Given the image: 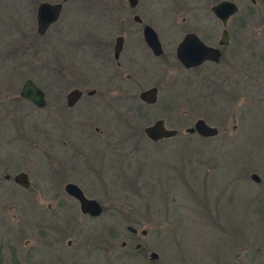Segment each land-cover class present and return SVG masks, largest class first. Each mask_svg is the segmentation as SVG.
<instances>
[{
    "label": "rangeland",
    "instance_id": "obj_1",
    "mask_svg": "<svg viewBox=\"0 0 264 264\" xmlns=\"http://www.w3.org/2000/svg\"><path fill=\"white\" fill-rule=\"evenodd\" d=\"M24 1L0 0V21L8 25L0 33V56L7 57L9 52L14 55L12 48L20 40L10 37L18 26L29 21L24 11L12 7ZM256 1L250 6L245 0L240 7L245 8L250 23L247 37L259 38L261 49L253 58L264 77V0ZM65 5L59 21L32 44L30 51L37 58V71L24 66V71H15L9 77V71L16 67L7 59L6 65L0 63V90L6 85L18 86L29 77L47 87L49 98L51 52L57 53L59 64L68 63L71 70L77 71L81 81L100 78L98 61L76 55L74 48L88 26L97 29L104 22L79 11L74 13L68 10L69 3ZM230 81L211 84L206 90L205 85L171 82L175 89L172 104L179 105L170 112L150 109L149 113L164 115L167 126L177 129L178 134L156 144L142 133V127L154 119L152 115L145 118L139 113L142 110L128 100L116 105L99 102L92 108L93 116L82 121L92 117L101 120L104 137L95 148L108 155L105 151L94 152L87 159L94 170L100 167L107 171L102 181L97 182V176L92 179L97 184L94 188L88 187L92 197L100 201L102 213L94 218H32L35 210L26 194L1 190L4 264H264V88L251 89L243 81V87L229 88ZM170 92L162 91L157 103L167 101ZM198 93L206 97L197 99ZM177 112L181 120L174 124L170 120ZM200 114L217 128L216 136L201 138L184 131ZM51 119L60 124L61 135L71 136L76 130L74 123L59 117ZM26 130L23 124L0 123V161L11 168L23 163L24 153L12 137ZM252 172L261 183L255 184L249 178ZM126 225L137 232L131 234ZM140 230L145 234L141 235ZM67 240L70 247L66 246ZM136 243L143 250L135 249ZM151 251L157 254L154 260L148 259Z\"/></svg>",
    "mask_w": 264,
    "mask_h": 264
},
{
    "label": "flooded vegetation",
    "instance_id": "obj_2",
    "mask_svg": "<svg viewBox=\"0 0 264 264\" xmlns=\"http://www.w3.org/2000/svg\"><path fill=\"white\" fill-rule=\"evenodd\" d=\"M223 1L233 3L234 11L230 13L227 6L215 12L214 7ZM57 2L61 4L57 18L42 34L36 32V7L39 2L25 0L24 4L12 5L18 11H24L29 16V21L13 31L10 38L20 41H17V47L12 48L14 55L9 52L6 57L4 52L5 55L0 56V63L6 65L7 59L14 61L16 68L9 71V77L15 71L23 70L24 66L37 71V58L30 51L32 44L59 21L66 8L65 4L69 3L68 10L74 13L79 11L86 17L104 22L97 29L89 26L87 30L84 29V35L79 37L74 48L76 55L83 54L86 59L98 61L100 78L81 81L77 71L71 70L68 63L59 64L57 53L51 52L49 98L47 87L39 86L29 77L24 78L18 86L6 85L0 90V123L23 124L27 129L26 133L12 137L13 143L24 151L23 163L11 168L0 161V197L3 196L1 190L26 194L28 202L35 210L32 218L52 220L75 219L77 216L97 217L82 213L77 199L65 191V186L75 185L85 198L96 200L89 193L88 187L94 188L96 181H102L107 173L105 170L101 171L100 167L97 171L91 168L87 159L94 152L105 151L95 148L104 137L99 126L101 120L99 117H92L82 121L85 117L93 116L92 108L99 105V102L106 105L114 102L116 105L124 100L132 101L137 110H142L139 113L145 118L151 115L154 118L145 126L160 120L164 128L175 131L172 136L151 140L144 134L143 126L142 133L146 140L156 144L171 140L178 134L177 129L167 126L164 115L159 112L149 113L150 109H163L166 112L176 109L177 104L173 105L171 99L175 97L171 82L179 81L192 86L205 85L206 90L211 84L218 86L231 79L227 85L229 88L233 85L243 87L241 81L251 86V89L264 88L260 64L253 58L261 49L259 38L246 35L247 25L250 23L246 21L245 8L240 7L245 0L49 1ZM256 2L249 0L250 6H255ZM6 27L8 25L0 21V33ZM26 73L27 71L22 76ZM26 80H30L41 91V105L19 94ZM165 89L171 90L167 101L157 103ZM143 91H150L152 102L139 98ZM202 95L198 93L197 99L202 98ZM195 116L192 125L186 128L192 127L198 119L212 126L207 123L204 115ZM58 117L68 124H76V130L71 136L59 134L60 124L51 119L56 120ZM180 120L181 113L177 112L170 121L178 124ZM234 127L235 125L232 126ZM186 133L201 138L217 135L201 136L195 130ZM104 153L108 155L106 151ZM109 174L112 175L111 172ZM95 177L96 181L92 180ZM252 181L255 184L261 183L259 176L257 181ZM96 201L102 213L100 201ZM123 242L122 247L126 245ZM70 245L67 240L66 246ZM139 248L143 250L141 246ZM47 251L49 254V249ZM0 264H4L1 243Z\"/></svg>",
    "mask_w": 264,
    "mask_h": 264
},
{
    "label": "water",
    "instance_id": "obj_3",
    "mask_svg": "<svg viewBox=\"0 0 264 264\" xmlns=\"http://www.w3.org/2000/svg\"><path fill=\"white\" fill-rule=\"evenodd\" d=\"M60 3H49L47 1H41L38 3L36 7V32L38 34L44 33L49 24L53 23L60 9ZM229 7V12H233L235 6L231 2L223 1L218 3L214 10L222 9V7ZM19 94L25 98L32 100L35 104L41 105L43 99L41 98V91L35 87V85L30 81L26 80L20 89ZM139 98L145 102H152L153 98L150 94V91H143L139 94ZM196 131L201 136H213L217 133V130L213 126L206 125L202 120L198 119L194 122L193 126L190 128H186L185 132ZM144 134L151 140H157L161 137H169L172 136L175 131L171 129H166L163 127V124L160 120L154 121L151 125L145 126L143 128ZM250 178L254 181L258 180V176L254 173L250 174ZM65 191L77 199L79 203V209L82 213H86L90 216H98L101 213V207L98 202L94 199L85 198L81 191L72 184H67L65 186ZM126 230L131 234H135L137 230L130 226H125ZM139 233L141 235L145 234V230H140ZM124 245V242H121V246ZM135 249L140 247L139 243L134 244ZM157 258V254L153 251L149 252L148 259L154 260Z\"/></svg>",
    "mask_w": 264,
    "mask_h": 264
}]
</instances>
